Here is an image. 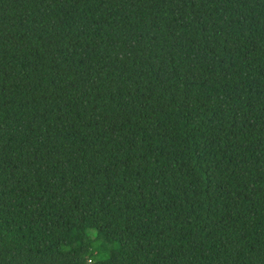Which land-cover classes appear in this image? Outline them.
Masks as SVG:
<instances>
[{"label": "trees", "instance_id": "obj_1", "mask_svg": "<svg viewBox=\"0 0 264 264\" xmlns=\"http://www.w3.org/2000/svg\"><path fill=\"white\" fill-rule=\"evenodd\" d=\"M0 264H264V0H0Z\"/></svg>", "mask_w": 264, "mask_h": 264}]
</instances>
